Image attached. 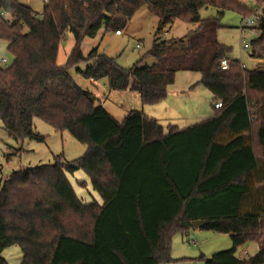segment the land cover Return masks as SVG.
Wrapping results in <instances>:
<instances>
[{
  "label": "trees",
  "instance_id": "1",
  "mask_svg": "<svg viewBox=\"0 0 264 264\" xmlns=\"http://www.w3.org/2000/svg\"><path fill=\"white\" fill-rule=\"evenodd\" d=\"M144 6L158 20L156 34L177 21L195 29L178 40L155 36L151 66L124 70L97 49L82 56L85 39L122 33ZM209 8L216 17L202 19ZM226 11L249 15L237 0H47L40 15L20 0H0V43L13 57L0 67L3 130L16 142L42 141L33 132L38 119L86 146L71 164L18 170L0 184V252L17 246L20 264H168L174 234L203 222L200 230L232 244L201 257L203 264H264V67L246 70L218 43ZM257 24L250 57L264 61V9ZM66 33L74 46L58 67ZM79 63L87 64L76 69L83 79L135 92L142 106L163 101L183 72L199 74L198 84L222 105L212 118L166 134L140 112L118 122L68 75ZM77 170L101 205L77 198L66 177ZM247 243L257 252L236 256Z\"/></svg>",
  "mask_w": 264,
  "mask_h": 264
},
{
  "label": "rangeland",
  "instance_id": "2",
  "mask_svg": "<svg viewBox=\"0 0 264 264\" xmlns=\"http://www.w3.org/2000/svg\"><path fill=\"white\" fill-rule=\"evenodd\" d=\"M47 0H20V3L40 15L44 3ZM249 14L241 16L236 11L224 12L220 19L221 28L217 32L219 44L230 49L229 58L237 61L246 70H253L256 61L250 58V43L256 39L252 29L241 27L254 12L264 4H254L253 0H237ZM261 13V11H259ZM202 19L216 17L214 9L200 11ZM11 22L9 16L5 17ZM243 21V22H242ZM158 20L152 16L147 7H142L130 20L126 29L120 34L99 31L94 39H85L80 45V51L84 58L93 50L97 54L114 60L115 64L124 70L135 65L151 66L154 60L148 55L156 38L160 41L178 40L184 38L195 29L194 25L183 22H175L163 32L156 34ZM74 46L73 37L66 33L57 54V66L66 64L67 58ZM5 63L0 67L9 66L13 57L6 51L4 44L0 43V60ZM87 64L79 63L70 68L67 73L76 86L88 91L95 99V106L103 108L116 121L120 122L130 110L142 113L145 117L154 119L162 127L163 133L168 132V127H177L179 130L198 124L204 118L214 115L213 97L200 84V75L196 73H178L174 83L168 91L172 92L168 98L153 106H142L139 95L135 92L109 91L105 82H91L83 79L76 73ZM174 93V94H173ZM34 134L41 137L42 141L24 140L14 141L3 130L0 123V184L13 172L34 168L41 165H53L55 162L71 164L86 152V146L77 142L68 132H57L41 120L33 121ZM67 180L73 192L83 204H102L99 195L93 191L88 176L81 170L72 174L66 173ZM231 240L228 235L213 233L206 230L189 229L185 233L177 232L172 237L170 247V263L168 264H203L201 257L209 259L211 256L227 251L231 248ZM253 256L256 245L247 243L236 251V256ZM0 258L6 264H20L22 253L17 246H11L0 252Z\"/></svg>",
  "mask_w": 264,
  "mask_h": 264
},
{
  "label": "built area",
  "instance_id": "3",
  "mask_svg": "<svg viewBox=\"0 0 264 264\" xmlns=\"http://www.w3.org/2000/svg\"><path fill=\"white\" fill-rule=\"evenodd\" d=\"M254 4L257 6V4L255 2H254ZM262 9H264V6H262L260 8V10L257 9L254 12V14L250 16V18H246V21L243 23V25L241 27L242 31H244V29L248 28V29H252L254 31V33L256 32L255 25L257 24V20H258V18L261 15V13L259 11H261ZM39 17H41V16H39ZM117 35H119V33H117ZM0 63L1 64H4L5 63V60L4 59L0 60ZM227 68H228V62L226 60L222 61L220 63V69H221V71H226ZM221 105H222V103L220 101H216L214 103V105H213V109L218 110V109L221 108ZM243 255L245 256L246 253L243 252Z\"/></svg>",
  "mask_w": 264,
  "mask_h": 264
},
{
  "label": "crops",
  "instance_id": "4",
  "mask_svg": "<svg viewBox=\"0 0 264 264\" xmlns=\"http://www.w3.org/2000/svg\"><path fill=\"white\" fill-rule=\"evenodd\" d=\"M243 22V21H242ZM257 26H258V24H256L255 25V30H256V32H255V35H256V38H257V36H258V34H259V32H258V30H257ZM121 34V33H120ZM119 34V35H120ZM250 57V56H249ZM251 58V57H250ZM253 59V58H252ZM255 61H256V66H255V68L254 69H257V68H262V67H264V61H262V60H257V59H254ZM253 69V70H254ZM251 71V70H250ZM169 89V88H168ZM126 92H129V90H126V91H123V93H126ZM171 93L172 92H169L168 90H167V97L166 98H168V96H170L171 95ZM174 94V93H173ZM130 111H134V110H130ZM130 111H128V112H130ZM127 112V113H128ZM126 113V114H127ZM213 116H209V117H207V118H204L203 120H201L200 122H202V121H204V120H207V119H210V118H212ZM199 122V123H200ZM191 127V126H190ZM177 128V127H176ZM178 129V128H177ZM184 129H186V128H184ZM253 244V243H252ZM255 245V244H254ZM256 249H257V246H256Z\"/></svg>",
  "mask_w": 264,
  "mask_h": 264
},
{
  "label": "water",
  "instance_id": "5",
  "mask_svg": "<svg viewBox=\"0 0 264 264\" xmlns=\"http://www.w3.org/2000/svg\"><path fill=\"white\" fill-rule=\"evenodd\" d=\"M94 101H95V99L94 98H90V102L91 103H94ZM191 226H192V228L194 229V230H198V229H201L203 226H204V223L203 222H193L192 224H191Z\"/></svg>",
  "mask_w": 264,
  "mask_h": 264
}]
</instances>
